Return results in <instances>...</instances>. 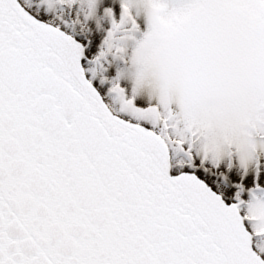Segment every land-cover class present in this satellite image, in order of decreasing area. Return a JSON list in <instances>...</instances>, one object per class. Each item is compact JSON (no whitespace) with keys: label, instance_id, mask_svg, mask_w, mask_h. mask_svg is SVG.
<instances>
[{"label":"snow or ice","instance_id":"snow-or-ice-1","mask_svg":"<svg viewBox=\"0 0 264 264\" xmlns=\"http://www.w3.org/2000/svg\"><path fill=\"white\" fill-rule=\"evenodd\" d=\"M0 264H264V0H0Z\"/></svg>","mask_w":264,"mask_h":264}]
</instances>
